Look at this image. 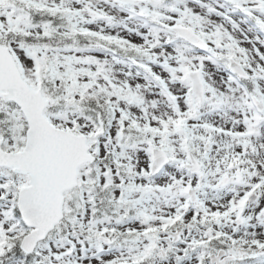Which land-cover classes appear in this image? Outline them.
Here are the masks:
<instances>
[{"label":"snow or ice","instance_id":"snow-or-ice-1","mask_svg":"<svg viewBox=\"0 0 264 264\" xmlns=\"http://www.w3.org/2000/svg\"><path fill=\"white\" fill-rule=\"evenodd\" d=\"M0 264H264V0H0Z\"/></svg>","mask_w":264,"mask_h":264}]
</instances>
